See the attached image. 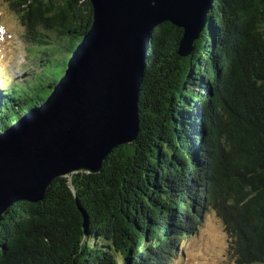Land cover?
<instances>
[{
  "label": "trees",
  "instance_id": "16d2710c",
  "mask_svg": "<svg viewBox=\"0 0 264 264\" xmlns=\"http://www.w3.org/2000/svg\"><path fill=\"white\" fill-rule=\"evenodd\" d=\"M32 68L0 85V133L43 103L94 20L90 0H9ZM148 41L136 141L0 218V264H175L213 208L233 264H264V0H216L188 57ZM5 82H8L5 81Z\"/></svg>",
  "mask_w": 264,
  "mask_h": 264
},
{
  "label": "water",
  "instance_id": "95a60500",
  "mask_svg": "<svg viewBox=\"0 0 264 264\" xmlns=\"http://www.w3.org/2000/svg\"><path fill=\"white\" fill-rule=\"evenodd\" d=\"M92 27L47 99L0 133V218L46 198L56 178L97 174L136 141L148 41L165 22L183 30L188 57L216 0H90Z\"/></svg>",
  "mask_w": 264,
  "mask_h": 264
},
{
  "label": "rangeland",
  "instance_id": "374dc122",
  "mask_svg": "<svg viewBox=\"0 0 264 264\" xmlns=\"http://www.w3.org/2000/svg\"><path fill=\"white\" fill-rule=\"evenodd\" d=\"M24 28L9 0H0V85L7 89L30 72L25 56ZM8 82H5L7 81ZM183 256L175 264H233L229 236L219 213L207 209L187 241L181 242Z\"/></svg>",
  "mask_w": 264,
  "mask_h": 264
}]
</instances>
